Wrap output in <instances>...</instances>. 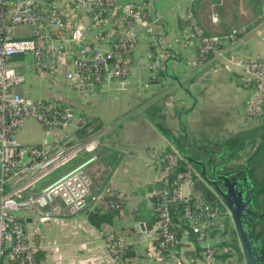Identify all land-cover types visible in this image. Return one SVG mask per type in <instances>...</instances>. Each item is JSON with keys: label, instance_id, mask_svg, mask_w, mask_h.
<instances>
[{"label": "built area", "instance_id": "obj_1", "mask_svg": "<svg viewBox=\"0 0 264 264\" xmlns=\"http://www.w3.org/2000/svg\"><path fill=\"white\" fill-rule=\"evenodd\" d=\"M196 2L180 0L175 9L187 22V34L198 47L197 61L206 65L211 52L237 41V36L246 35L250 28L233 30L225 36H207L197 21ZM85 18L89 26L84 24ZM158 18L153 0L137 4L119 0H0V264H41L35 236L23 233L18 214L50 221L89 210L94 198L90 167L100 155L96 135L85 139L76 135L87 121L77 117L69 104L34 101L18 92L27 82L28 69L23 64L31 63L27 67L35 76L49 78L54 85L60 83L67 68L63 78L67 84L105 92L115 82L127 79L136 45L154 34L155 25L161 23ZM213 21L217 23L218 19ZM119 23L124 31L112 26ZM26 29L29 37H16L17 32ZM245 70L241 85L261 96L264 63L252 62ZM255 112L261 113L257 107ZM28 119L41 123L52 136L53 145L39 148L21 144L18 133ZM159 160L162 189L153 215L160 220L150 231V238L154 243L160 238L162 242L160 249L153 245L154 251L161 255L175 249L174 216L182 224L177 225L189 228L204 247L210 234L226 226L219 202L184 196L181 187L187 184L192 188L193 172L190 168L178 172L183 159L174 152L167 151ZM103 196L99 194L98 199L102 201ZM113 197V206L124 203L122 198ZM192 199L195 209L189 205ZM180 201L186 205L182 215L173 211ZM125 247L121 240L112 241L110 251L118 257ZM204 248L209 264H220L217 258L227 251L217 245Z\"/></svg>", "mask_w": 264, "mask_h": 264}, {"label": "crops", "instance_id": "obj_2", "mask_svg": "<svg viewBox=\"0 0 264 264\" xmlns=\"http://www.w3.org/2000/svg\"><path fill=\"white\" fill-rule=\"evenodd\" d=\"M143 1L145 0H120L122 3L133 4ZM178 1L169 0L170 3H167V0H153L156 13L163 17L161 24L167 31L166 38L168 36L171 50L178 49V31L183 28L182 18L175 10ZM204 9L208 10L206 14L202 13ZM215 17L218 19L217 23L213 21ZM197 18L204 31L216 37L233 28H252L259 24L257 22H264V0H199ZM29 35L28 29L16 33L17 38H27ZM246 40L240 45L244 56L264 57V32L251 35ZM149 53L147 42H139L134 52L131 81L117 82L104 94L87 85L67 84L63 81L67 68L60 76V83L54 85L49 78L35 76L31 68L27 67L31 63L26 61L27 64H23L28 72L27 82L18 90L21 95L48 104L67 103L77 117L103 127L96 134L100 143L99 159L90 167L94 196L90 209L50 221L32 214L18 216L25 232L35 236L34 242L39 247L38 255L41 256L38 261L41 264H209L204 256L206 245L211 246L213 241L220 239L216 245L226 248L224 241L227 236L224 233L213 234L203 247L196 242L191 230L186 228L171 253L168 251L160 255L154 251L150 231L153 228L156 198L162 189L158 165L154 159L171 142L164 130L170 131L179 141L175 133L180 129L183 143L187 138L194 148L205 151L210 145L223 146L210 138V130L216 132V139L254 142L258 136L264 137V125L231 129L235 123L239 126L243 122L241 108L247 95L234 82V78L238 76L233 78L228 72H223L209 79L202 75L201 81L197 83L201 88H198L196 96L192 90L183 86L186 80L195 83L201 76L197 71L182 66L191 61V52L186 59H178L179 68H176L178 64L173 63V60H163L167 62V69L158 72L159 80L156 81H151L150 73L154 71L149 68L148 62L151 58L158 59L161 56L155 52ZM170 68L173 73L169 72ZM146 84H151V89L146 88ZM168 95L178 97L185 102L184 105L176 107L173 102L170 105L167 103ZM220 100L226 104L217 103ZM236 101L239 102L237 109ZM35 124L40 132L39 141L36 142L27 133ZM18 138L24 146L49 148L54 143L52 136L47 135L36 119L25 122ZM197 140H207L208 147L202 146V149L197 145ZM201 186L197 183L194 188L187 187L186 191L182 189V193L186 197L192 195L205 199L204 196L207 195ZM106 192L108 195L110 192L116 194L115 197L121 194L126 200L120 205L122 208L119 216L112 225H99L98 220L94 223L90 217L96 215L95 208L103 207V202L98 198L99 194L104 195ZM119 240L126 243V247H133L134 255L131 258L116 257L110 251L111 242Z\"/></svg>", "mask_w": 264, "mask_h": 264}, {"label": "rangeland", "instance_id": "obj_3", "mask_svg": "<svg viewBox=\"0 0 264 264\" xmlns=\"http://www.w3.org/2000/svg\"><path fill=\"white\" fill-rule=\"evenodd\" d=\"M120 1V0H119ZM180 1V0H179ZM169 2V0H167V3ZM170 3V2H169ZM124 4V3H123ZM137 4V3H136ZM248 6V5H247ZM176 10V9H175ZM228 11V10H227ZM177 12V11H176ZM208 12L207 9L202 10L203 14H206ZM215 13L217 14L218 12L215 10ZM158 19L161 21L162 23V16L158 15ZM182 23L184 24V27L181 29H179L178 31V37H177V50L175 48V50H171V44L168 36L166 38V33L167 31L165 30V28L163 27V25L161 23H157L155 25V29H154V34L152 36H146L145 39H141L139 42H143L146 41L147 42V50L151 53V52H155L158 53L161 57H159L158 59L155 58H151V60L148 62V66L149 68L152 70L153 73H150L151 76V81H156L159 80V71H164L166 70V58L167 61L173 60V63H177L178 61H182V59L185 57V59L188 56V53H192V59L191 61H189L188 63H186V66L184 65V63L182 64L183 68H191L193 71H197V73H200L201 76H199L200 78H198V80L194 83L189 80H186L183 83V86H185L186 88H188L189 90H192L194 95L196 94V96H198L199 93V89L201 88L200 86H197L201 79H202V75L203 77H208L209 79H212L216 74L218 73H226L229 74V76L231 75L233 78L235 76H238V78H234V82L235 84L238 85V87L243 90L244 92H246V96H245V104L243 105L242 109V119L243 122H241L238 125V123L234 124L231 126V129L235 128L237 130L241 129V128H249V127H255V126H263L264 125V106H261V102L262 105H264V91L263 94L260 96V92L258 91H254L253 89H245L242 85H241V76L245 75V68L250 65V63L252 62H261L264 63V57H256V56H244L241 53L240 50V45L244 42H246L248 38L251 37V35H255L259 32V34L261 32H264V22H257L259 23L257 26L252 27L248 30L247 34L240 37L239 39H237V41L234 42H230L229 44H225L224 48H221L220 50H218V52H211V58L210 61L206 63V65L201 64L200 63V59L197 61L199 55L198 54V47L195 46V41L193 40V38H191L187 33V22L182 19ZM173 22V19H172ZM84 24L89 26L90 22L87 18L84 19ZM162 25V26H161ZM172 25V24H171ZM115 30L117 31H124V26H122L120 23L118 25H112ZM248 28V27H247ZM234 29V28H233ZM235 30V29H234ZM107 31H110L109 29H107ZM156 32V33H155ZM223 33V32H222ZM110 33H108L109 35ZM144 35V34H143ZM236 36V35H235ZM234 36V38H235ZM147 38V39H146ZM195 43V44H194ZM139 44V43H138ZM137 44V45H138ZM136 45V47H137ZM174 45V44H173ZM220 46V45H219ZM136 49V48H135ZM135 52V50H134ZM149 53V54H150ZM164 55V56H162ZM134 57V54H133ZM181 57H183L181 59ZM134 59V58H133ZM160 59L162 61H160ZM180 59V60H178ZM197 62H199V64H197ZM133 62L131 63V67H130V71H129V76L127 77V79L125 80L126 82H130L131 80V70L133 67ZM174 64V65H177ZM179 64L178 66H176V68H179ZM169 72L171 73L172 70L170 68ZM173 73V72H172ZM217 76V75H216ZM236 80V81H235ZM117 82H123V81H117ZM115 82V83H117ZM114 83V84H115ZM165 84V83H164ZM167 84V82H166ZM146 88L151 89V84H146L145 85ZM110 87L107 88V90ZM105 91V89H104ZM101 92V91H100ZM102 94H104L105 92H101ZM168 101L167 103H169L170 105H173L172 102L177 105L176 107H182L184 105L185 102H182L178 99V97H172V95H168ZM177 99V100H176ZM176 100V102L174 101ZM224 100V99H222ZM222 100H220L217 103L222 102V105H225L226 102H223ZM177 103V104H176ZM234 103V102H233ZM237 104H235V107L237 109V105L239 102L236 101ZM55 104V103H54ZM61 104V103H58ZM190 106V105H189ZM190 107H194V106H190ZM259 108L261 113L259 112H255V108ZM73 110V109H72ZM74 111V110H73ZM253 112H255V114H253ZM263 112V113H262ZM177 124V123H176ZM195 126V125H194ZM197 127V126H196ZM264 130V127L263 129ZM28 135L34 137L35 142L38 140L39 141V135L40 132L38 131V127L37 124H35L34 126H32L30 129H28L27 131ZM176 136H178L177 138H179V146L180 148H182V152H189L190 149L193 147L192 145L189 144V142L186 145V140H184L185 142L183 143V137L181 135L180 129L179 131H176ZM209 135L210 138L214 141V142H219L221 143L220 145H223L222 143H225V139H216L215 137H218L216 132H213L212 130L209 131ZM185 139V138H184ZM197 145H199L200 147L204 146L205 148H207V140L203 141V140H197L196 141ZM213 145V144H212ZM263 147L264 148V137L263 136H258V138L254 141V142H249V141H245V142H241L240 144H237V146L233 147L232 150H229V152L227 153L226 156V164L227 166H235V165H240L245 163L246 161L250 160L254 153L256 152V150H258L259 147ZM203 149V147H202ZM210 151H214L216 155L217 153L220 152V147L217 146H209ZM167 151H171L174 152L178 157L182 158L184 160V156L182 155V152H180V150H178V148H176L172 142L168 143V148L165 149L164 152L159 153L157 157H155L154 161L158 162V157L160 158L159 161H161V159H163V156L165 155V153H167ZM232 152V153H231ZM258 155V163H257V171H258V175L261 176L262 178V174H264V150H262ZM188 168H190L191 172H193V175L195 176L196 180L192 186V188L195 187V185L197 183L200 184H205V180H203V178L200 175V172H198L197 170H195L194 167H192L191 165H188ZM159 170V168H158ZM262 173V174H260ZM184 183H187L186 181ZM206 185V184H205ZM203 185V186H205ZM187 187L191 189L190 185L187 186V184H184L181 187V190L184 189V191L187 190ZM202 187V186H201ZM108 192L105 193V195L113 197L116 194H112L110 192V195L107 194ZM119 198H122L124 201L126 200L123 195H117ZM104 197V196H103ZM217 200V198L215 199ZM219 200V199H218ZM217 200V201H218ZM219 202V201H218ZM221 208H222V213L223 215L226 216L227 218V223L228 226L226 225L225 227H222L223 229L220 230V234H222L223 232H226V238H225V245L226 246V253L229 252V258L226 261H222L219 260L220 262H223V264L227 263V264H237V254L235 252V245H234V241H233V237L232 235H227V229L231 226L232 223V219L230 216V212L229 210L224 207L220 202H219ZM24 213H19L18 216H23ZM216 235V233H213ZM213 234H210L209 238L211 239L213 237ZM219 233L217 235H220ZM222 236H218V238H220ZM214 240V239H213ZM220 240V239H219ZM213 241V245H211L212 247L215 246L217 244V242L219 241ZM210 241V240H208ZM208 246V245H206ZM218 261V260H217ZM218 261V262H219Z\"/></svg>", "mask_w": 264, "mask_h": 264}, {"label": "flooded vegetation", "instance_id": "obj_4", "mask_svg": "<svg viewBox=\"0 0 264 264\" xmlns=\"http://www.w3.org/2000/svg\"><path fill=\"white\" fill-rule=\"evenodd\" d=\"M229 147H221L220 152L216 155H213L215 153H205L202 154V157H193L196 161H202L205 174L209 177V182L216 188L210 186L211 184L209 185L206 180V185H201L207 196L219 199L218 201L230 212L232 223L229 230L235 242L237 264L247 263L242 253L237 224L225 199H229L233 204L240 226L248 236L253 264H264V174L260 173L263 175L262 178L258 175V159L256 157L243 164L228 167L226 156L230 149ZM216 163H218L215 169L216 172L221 169V174L231 176V180L228 183L210 176L211 166ZM198 169L202 177V166L198 165Z\"/></svg>", "mask_w": 264, "mask_h": 264}, {"label": "trees", "instance_id": "obj_5", "mask_svg": "<svg viewBox=\"0 0 264 264\" xmlns=\"http://www.w3.org/2000/svg\"><path fill=\"white\" fill-rule=\"evenodd\" d=\"M198 2H199V0H197V2H196V9H195L196 17H197V5H198ZM197 21H198V18H197ZM198 24L201 26V24L199 23V21H198ZM181 27H184V24L183 23H182V26ZM201 28L203 29L202 26H201ZM243 28L244 27H238V28H234V29L235 30H238V31H241V29H243ZM234 29H231V30H229V31H227L225 33H222V34H220V36H223V35L225 36V35L231 34ZM205 33H206L207 36H212V35L208 34L206 31H205ZM243 35L244 34L242 33V34L238 35L237 37H242ZM213 37H216V36H213ZM223 47L224 46H220V48H223ZM23 59H24L23 57H16L15 58V60H23ZM102 129H103V127L101 125L100 126H96L94 122L88 120L86 126H84L83 128H81L80 130H78L76 132V135L80 139H85V138L91 137L92 135L98 134ZM164 133L167 135L168 139L171 142H173V145L176 148H178V150H180L179 141H177L175 139V137L173 136V134L170 131H167V130H164ZM241 141H242L241 139L229 140V141L225 142L223 144V146H221V147L224 148V147L230 146L229 147L230 148L229 150H231V149H233V147L235 145H237V143H239ZM262 150H264V148L262 146L259 147L258 150H257V152L251 158V160H253L255 157L258 159V155L257 154H259ZM205 153H207V154L214 153V151H212V150L210 151L208 149L207 150L205 149V151H201L199 149H196V148L192 147L188 153L187 152H184V153L182 152V155L184 156L183 157L184 160H182L179 163L178 172H181V173L182 172H186L187 171V168H188V165H191L192 167L195 168V170H197L199 172L198 165L193 164V162L189 160V157H191V158H193V157L199 158V157H202V154H205ZM193 178H194V182H195V180H196L195 176ZM173 180L175 181V178ZM175 188L176 187L174 186L173 189H175ZM201 189L204 192L203 187ZM204 198L205 199H203V198L202 199L205 200V201H208V202H210V201L211 202L212 201H216L211 196H204ZM113 200H114V197H110V196H107V195L104 196L102 198L103 207L95 208V211L97 213H96V215L91 216L90 217V220L91 221H94V223H95L96 220H98V222H100L99 225H101L102 223H107L109 225H112L115 222L116 218L119 216L120 209L122 208L121 206H119V207L113 206ZM194 202H195V200L192 199L190 201V203H189V205L193 209H195L194 208ZM156 203H157V200H156ZM176 205H177V208H175V209L173 208V211L175 213H177L178 215H182L183 212H184L185 206H186L185 203H183V202L180 201V202L176 203ZM220 211H222V209H220ZM159 220L160 219L157 218V217L152 219V225H153V227L158 223ZM173 221H174V223H175L176 226L172 229V231L175 234L176 241H180L181 238H182V236H183V234H184V232H185V229L186 228L177 225V224H181V222H177L176 216L173 217ZM226 225L228 226V224H226ZM223 233L226 235V232H223ZM227 233L231 235V231L229 230V228L227 229ZM161 242H162L161 238L155 241L154 245H155V247H157V249H160L161 248ZM165 253H167V252H165ZM133 255H134V251H133V247L132 246H127L126 249H124L120 253V256H122V257L124 256L123 258H131ZM229 255H230L229 252L224 253L223 255L219 256L218 259H221L222 261H226L229 258ZM38 258L41 259V256L39 257V255H38Z\"/></svg>", "mask_w": 264, "mask_h": 264}, {"label": "water", "instance_id": "obj_6", "mask_svg": "<svg viewBox=\"0 0 264 264\" xmlns=\"http://www.w3.org/2000/svg\"><path fill=\"white\" fill-rule=\"evenodd\" d=\"M180 122H182L181 116H180ZM181 128H182V125H181ZM187 143H188V140L186 138V145H187ZM180 152H182V148H180ZM189 160L192 161L193 164H195V165L202 166V178H203V180H206V182H208L209 185L211 184L210 186H212L213 188H216L212 183L209 182L210 180H209L208 175L205 174V168H204L202 161H196L191 157H189ZM217 166H218V163L211 166L210 176H213L214 178H219V180L221 179L223 182L228 183V181L231 180V176L221 174V172H222L221 169L218 170L219 172H216L215 169ZM225 201L227 202L228 207L230 208V210L232 212L235 223L237 224V227L239 230V239H240V243H241V247H242V253H243V256L246 260V263L247 264H253L252 254H251V250L249 247L250 242L248 240V236L246 233H244L242 227L240 226L239 219L237 217V214L235 212L233 204L231 203V201L229 199H225ZM22 230H23V233L25 234L26 232H25L24 228H22Z\"/></svg>", "mask_w": 264, "mask_h": 264}]
</instances>
